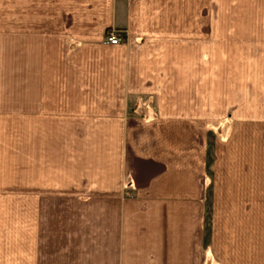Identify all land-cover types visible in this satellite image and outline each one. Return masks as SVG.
<instances>
[{
    "label": "crops",
    "instance_id": "crops-1",
    "mask_svg": "<svg viewBox=\"0 0 264 264\" xmlns=\"http://www.w3.org/2000/svg\"><path fill=\"white\" fill-rule=\"evenodd\" d=\"M0 264H264V0H0Z\"/></svg>",
    "mask_w": 264,
    "mask_h": 264
},
{
    "label": "rangeland",
    "instance_id": "rangeland-1",
    "mask_svg": "<svg viewBox=\"0 0 264 264\" xmlns=\"http://www.w3.org/2000/svg\"><path fill=\"white\" fill-rule=\"evenodd\" d=\"M214 10H216L215 8H212V14H213V11ZM213 18V17H212ZM159 90H162V92H168L169 93V91H170V89H159ZM180 91H183V95H181V97H186V89H180ZM149 93H147V96H145V97H143L144 98V100L148 103L147 104V108H146V111L144 110V116L146 115V119L147 120H151V118L150 117H152L153 116V113L154 112H156L157 110H156V107H158V104H155L156 102H155V95H154V90H151V91H148ZM170 96H169V94H168V98H169ZM169 100V99H168ZM178 104V106L180 107V109H183L182 108V106H184L185 107V104H182V102H179V103H177ZM165 105V107H166V111L169 113V111H170V103H168V104H164ZM142 113V112H141ZM158 113V112H157ZM142 115H143V113H142ZM148 116V117H147ZM216 124L217 123V121H212V124Z\"/></svg>",
    "mask_w": 264,
    "mask_h": 264
},
{
    "label": "built area",
    "instance_id": "built-area-1",
    "mask_svg": "<svg viewBox=\"0 0 264 264\" xmlns=\"http://www.w3.org/2000/svg\"><path fill=\"white\" fill-rule=\"evenodd\" d=\"M122 41L120 34L114 30L107 32L105 43L110 45H118Z\"/></svg>",
    "mask_w": 264,
    "mask_h": 264
}]
</instances>
